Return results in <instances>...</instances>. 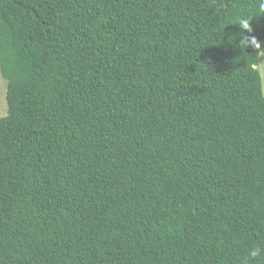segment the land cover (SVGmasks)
Masks as SVG:
<instances>
[{
	"label": "trees",
	"instance_id": "1",
	"mask_svg": "<svg viewBox=\"0 0 264 264\" xmlns=\"http://www.w3.org/2000/svg\"><path fill=\"white\" fill-rule=\"evenodd\" d=\"M255 12L0 0V264H264Z\"/></svg>",
	"mask_w": 264,
	"mask_h": 264
},
{
	"label": "clouds",
	"instance_id": "2",
	"mask_svg": "<svg viewBox=\"0 0 264 264\" xmlns=\"http://www.w3.org/2000/svg\"><path fill=\"white\" fill-rule=\"evenodd\" d=\"M264 17V0H256V12L254 15H244L242 14L237 18L235 24H238L241 28V32L239 33V44L237 45L242 52L247 53L248 48H254L255 53L259 55H264V46L262 43L258 41L255 35H251L253 33V28L251 26V21L254 18ZM255 69L261 75H264V64L255 65ZM264 254V248L262 247H254L249 250L248 260H256Z\"/></svg>",
	"mask_w": 264,
	"mask_h": 264
},
{
	"label": "rangeland",
	"instance_id": "3",
	"mask_svg": "<svg viewBox=\"0 0 264 264\" xmlns=\"http://www.w3.org/2000/svg\"><path fill=\"white\" fill-rule=\"evenodd\" d=\"M258 64H264V55L258 56ZM261 84H262V93L264 96V75H261ZM5 89L6 83L0 76V117L5 116L6 114V102H5Z\"/></svg>",
	"mask_w": 264,
	"mask_h": 264
}]
</instances>
